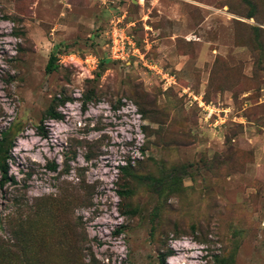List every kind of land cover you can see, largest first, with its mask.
<instances>
[{"label":"rangeland","instance_id":"obj_1","mask_svg":"<svg viewBox=\"0 0 264 264\" xmlns=\"http://www.w3.org/2000/svg\"><path fill=\"white\" fill-rule=\"evenodd\" d=\"M5 132L0 264H264V0H0Z\"/></svg>","mask_w":264,"mask_h":264},{"label":"trees","instance_id":"obj_2","mask_svg":"<svg viewBox=\"0 0 264 264\" xmlns=\"http://www.w3.org/2000/svg\"><path fill=\"white\" fill-rule=\"evenodd\" d=\"M56 58L53 56L50 59V62L47 66V70L49 72L55 71L57 69V66L55 65ZM46 116L51 120H57L61 121L63 120V114L59 111L55 110L53 107L49 108L46 112ZM39 130L41 131V137L46 138L47 132L42 128L39 127ZM13 146V142L10 139V135L8 132H5L2 139L0 140V172H1V180L0 185L1 187L5 186L7 183L15 182L13 178L9 176V164L8 161L11 157V149ZM57 168L56 166L52 167V170L55 171ZM171 256V253H161L158 256L159 263L158 264H167L168 258Z\"/></svg>","mask_w":264,"mask_h":264},{"label":"bare ground","instance_id":"obj_3","mask_svg":"<svg viewBox=\"0 0 264 264\" xmlns=\"http://www.w3.org/2000/svg\"><path fill=\"white\" fill-rule=\"evenodd\" d=\"M141 1H144V0H141Z\"/></svg>","mask_w":264,"mask_h":264}]
</instances>
